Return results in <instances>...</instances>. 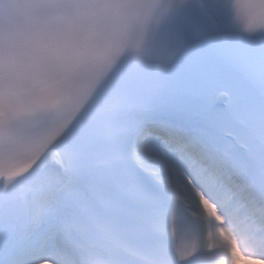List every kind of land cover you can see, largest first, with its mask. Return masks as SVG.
Listing matches in <instances>:
<instances>
[{"label":"snow or ice","instance_id":"snow-or-ice-1","mask_svg":"<svg viewBox=\"0 0 264 264\" xmlns=\"http://www.w3.org/2000/svg\"><path fill=\"white\" fill-rule=\"evenodd\" d=\"M201 197L264 261V0H0V264H205Z\"/></svg>","mask_w":264,"mask_h":264},{"label":"clouds","instance_id":"clouds-1","mask_svg":"<svg viewBox=\"0 0 264 264\" xmlns=\"http://www.w3.org/2000/svg\"><path fill=\"white\" fill-rule=\"evenodd\" d=\"M206 213H208L217 224L221 225L219 229L220 239L222 240L227 252V264H264V261L251 259L239 238L235 237L229 227L225 225L224 218L215 210V206L202 201Z\"/></svg>","mask_w":264,"mask_h":264}]
</instances>
